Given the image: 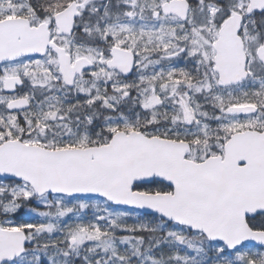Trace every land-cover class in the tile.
Wrapping results in <instances>:
<instances>
[{
    "label": "snow or ice",
    "instance_id": "6c2138e0",
    "mask_svg": "<svg viewBox=\"0 0 264 264\" xmlns=\"http://www.w3.org/2000/svg\"><path fill=\"white\" fill-rule=\"evenodd\" d=\"M0 264H264V0H0Z\"/></svg>",
    "mask_w": 264,
    "mask_h": 264
}]
</instances>
